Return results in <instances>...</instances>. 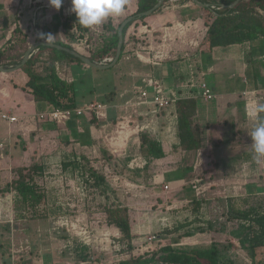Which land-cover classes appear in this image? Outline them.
<instances>
[{
  "label": "crops",
  "instance_id": "0c3cea01",
  "mask_svg": "<svg viewBox=\"0 0 264 264\" xmlns=\"http://www.w3.org/2000/svg\"><path fill=\"white\" fill-rule=\"evenodd\" d=\"M68 1L63 0L57 10L49 0H0V49L21 38H27L26 50L39 41L64 40L62 21L68 16L63 13V7ZM175 4L176 7H170L171 10L164 14L152 13L147 18L148 24L135 23L131 30L136 35L135 41L129 42L126 37V52L122 58L127 62L136 57L138 61L136 65L131 64V81L117 86L113 100L108 104L101 102L104 108L99 112L86 113L64 124L40 120L28 124L27 117L50 106L36 102L24 88L28 77L22 70L0 71L1 237L12 242L26 237L30 242L31 235H37L33 231H42L47 223L57 238L61 229L66 228L61 220L68 217L75 226L88 228L90 241H86L79 230L66 228L64 233L68 234L69 242L66 251H62L69 253L70 250L74 257L77 253V258H81L79 247L85 244L89 256L81 259L89 264H103L104 257L108 258L107 250L114 251L121 232L96 212L104 211L106 204H119L127 206L137 218L135 224L132 219L136 244L152 232H158L160 240L172 238L177 233L166 231L181 223L190 222L188 228L181 231L184 232L199 226L207 228L213 221L214 229L197 230L183 238L210 236V243L228 240L240 246L239 239L233 235L235 222L229 221L226 225L221 222L230 199L264 195V156L255 154L250 136L264 122V39L245 42L247 47L242 50L237 47L243 43L224 46L233 47L241 56L235 61L237 70L224 79L220 76L224 70L208 63L207 57V53L212 51L214 54L221 46L211 50L201 48L207 31L204 19L201 15L190 17L189 13H179L181 8L188 6L194 12L192 2L180 0ZM176 13L187 17L162 18ZM109 19L115 21V16L107 17L101 23L102 27ZM181 22L185 29L180 36ZM166 25L178 28L173 38L168 39V56L158 60L154 56L155 50L147 51L144 59L138 57L137 51L142 46L161 44ZM99 27L90 28L81 39L82 46L76 41L66 42L78 50H96L104 41L93 43V39L105 33L99 31ZM154 30L159 32L153 38ZM106 32L105 38L111 34L110 30ZM191 65L197 71H204L215 98L205 100L195 89L188 87ZM150 77L160 79L170 97L197 100L193 121L200 128L202 145L196 152L181 148L177 102L166 110L157 109L153 103L141 102L137 88L145 86ZM149 91L152 94V89ZM2 113L16 115L20 121L5 120ZM145 132L155 138L165 152L164 157L151 164L142 153L141 134ZM33 164L41 166L35 181L46 191L47 201L40 205L39 211L46 212V217L51 219L49 222H43L42 218L29 219V213L20 203L19 193L12 186L17 168ZM91 169L105 176L109 184L107 191L89 185ZM198 180L204 195L195 192L194 184ZM166 185H169L168 189ZM195 201H201L202 205L196 206ZM156 204L162 211L151 213ZM15 227L19 229L15 231ZM42 235L39 233L40 238L44 237ZM187 243L183 240L180 244ZM205 243L209 242H200ZM240 250L247 256L245 250ZM30 253L14 254L21 259L16 263L45 264V255L39 258ZM115 255H118L117 260L122 257L118 253ZM74 257H66V263ZM3 258L2 264H16L10 258ZM50 264H57L56 260L52 259Z\"/></svg>",
  "mask_w": 264,
  "mask_h": 264
},
{
  "label": "trees",
  "instance_id": "16d2710c",
  "mask_svg": "<svg viewBox=\"0 0 264 264\" xmlns=\"http://www.w3.org/2000/svg\"><path fill=\"white\" fill-rule=\"evenodd\" d=\"M137 1L138 8L134 15L151 9L158 2V0ZM201 1L213 3L217 6L216 8L201 7L203 10L201 17L207 26L201 48L211 50L216 46L255 42L261 38L264 39V0H240L232 8L230 5L235 0ZM133 22V20L130 21L124 28L125 41L118 62L126 52V34ZM121 24L122 22L115 27L109 23L107 28L111 31V34L104 39L101 46L93 51L90 56L93 61L101 62L106 56H115ZM62 26L64 36L71 42L81 40L90 31V28H85L77 23L75 14L65 17ZM55 43L74 48L72 44L60 39ZM26 45L27 38H21L16 43L7 46V48L0 49V65L10 67L19 64L27 51ZM18 50H24L23 54H11V52H17ZM44 53H48L47 56L44 57ZM64 54L68 56L69 60L83 63L81 58L65 50L42 45L21 68L28 77L24 88L28 89L36 102L47 103L50 108H76L82 106L77 94V84L61 77L58 72L57 65L65 61ZM39 63L44 65L42 71L36 68ZM115 94L116 90L109 91L105 95V100L111 102ZM177 104L181 148L189 152H196L202 145L200 128L193 121L197 100L194 98L179 99ZM141 140L142 153L150 164L155 159L164 157L165 152L162 145L151 135L146 132L142 133ZM40 167L38 164H33L30 167L17 168L16 178L12 182L13 188L19 193L20 203L25 207L26 212L33 217L47 216L46 212L39 211L40 205L47 201L46 191L35 181V176L41 170ZM89 175L91 177L89 185L102 188L103 191L109 189V184L100 171L91 169ZM194 204L198 207L202 205L201 201H195ZM225 207H227L223 212L225 219L221 223L226 225L229 221L235 222L236 229L233 231V235L239 239L240 246H238L247 252L249 262L242 263L239 261L238 252L232 250L235 243L228 240H214L208 244H180L183 237L191 236L197 230L214 229L215 223L213 221L209 223L207 228L199 226L184 232L181 231L187 229L190 222L181 223L166 231L169 234L177 233L174 238H171L170 242L157 249L135 253L136 243L134 241L137 234L133 228L129 208L125 205L106 204L104 206L105 219L109 224L118 227L121 232L116 239V250L123 256L113 264H264V195H253L247 199L232 198ZM79 248H81L80 257L88 258L89 252L86 245L84 244Z\"/></svg>",
  "mask_w": 264,
  "mask_h": 264
},
{
  "label": "rangeland",
  "instance_id": "374dc122",
  "mask_svg": "<svg viewBox=\"0 0 264 264\" xmlns=\"http://www.w3.org/2000/svg\"><path fill=\"white\" fill-rule=\"evenodd\" d=\"M180 0H178L177 2H179ZM125 5L123 8V11L115 16V21L114 20H107L106 26L102 27V25L100 24V29L99 31L101 32H105L104 34L106 35V31L109 29L107 28V26L109 25V23H111L113 25V21L115 22L116 26H118L121 22H123L127 17L134 15V13H136V10L138 8L137 6V0H125ZM171 2V1H170ZM191 2V1H189ZM168 3V4H167ZM176 5V4H175ZM169 6H171V3L167 2L165 0V2L163 3V5L155 12H157L158 14H164L166 11L171 10L170 8H168ZM194 8V12H192V8L191 7H186L185 8H181V12L179 13H189V16H193V14L195 15H202L203 10L201 9V6H196L193 3ZM176 7V6H175ZM151 15V14H150ZM148 15V16H150ZM148 16H141V17H137L135 18L132 23V25L129 27L126 37L127 39H129V42H133L135 41L136 35L131 33V30L133 28V26L135 25V23H137V25L140 24H148L149 21L147 20ZM144 17V18H143ZM180 19V18H185L187 16H180L179 14H167L166 16H163L162 18H175V19ZM114 26V25H113ZM93 32H97V30H94ZM102 35L100 37H96V39H93V43H100L102 42V40L105 39V35ZM93 35V34H92ZM64 40L63 41H67L66 37L61 35ZM60 37V35L58 36V38ZM68 43V42H66ZM76 43H82L81 40H77ZM81 45V44H80ZM82 46V45H81ZM75 49L76 47L73 46ZM247 44L243 43L242 45H238L237 49L238 50H242V48H246ZM78 50V49H76ZM79 52H81L82 54H85L86 56H91L93 51L95 50H88V49H80L78 50ZM24 50H18L17 52H11V54L16 53V54H23ZM37 52V51H35ZM34 52V53H35ZM48 53H44V57L47 56ZM234 55V56H232ZM207 57H208V63H213L215 65V67L217 69H223L224 71L220 72V76L224 79H228L229 76L233 73V71L237 70L238 66H235V61H237L238 58H241L239 52L237 53V51L234 52L233 47H224L221 46L217 49H215L214 54L212 53V51L210 53H207ZM64 62L61 64H58V72L60 74L61 77L69 80V81H74L77 84V94L79 97V101L81 102V105H85L88 102L90 103V101H96V102H105L108 104V101L105 100V95L106 93H108L111 90H117V86H122V84L124 83V81H131V75H130V70L132 68L131 64H137V60L136 57H133L132 59H130L129 61L125 62L123 59H121L118 64L106 68V69H98L92 66H88L87 64H85V62H78L76 60L72 61L68 59V56L64 54ZM67 58V59H66ZM209 58L211 59V61L209 60ZM15 66V65H12ZM10 66V67H12ZM43 63H39L36 68L39 71L43 70ZM22 69H16L13 70L11 72L17 71V72H22ZM4 72V71H3ZM10 72V71H9ZM24 72V71H23ZM219 76V74H218ZM151 90V89H150ZM84 102V103H83ZM83 103V104H82ZM39 112L36 111L35 115L32 117H27V123H34L35 121H38V116ZM24 121V119H23ZM45 122V121H43ZM64 124V123H63ZM18 140V139H17ZM19 143V141L17 142ZM169 198V197H168ZM44 204V203H43ZM156 208V209H155ZM152 209L154 210H150L151 213H156L159 210H161L159 208V206L156 204V206H154ZM162 211V210H161ZM160 211V212H161ZM99 213L100 216H105L106 212L105 211H99L96 212ZM131 213V212H130ZM38 218H42L41 220L43 222H49V218L44 216V217H33V216H29V219H38ZM131 218L133 219V222L135 224V222H137V218L134 217L131 214ZM18 227H15V231L18 230ZM62 231L59 233V236H55V234L53 233L52 227L51 225H47V223L44 224V227H42V231H33V233H37V235L33 234L31 235L30 238V242L28 241V239H26V237H23L22 239L18 240L17 242H12V241H8V239H6L5 237H1L0 236V264L3 263L2 260H4L3 257L5 258H10L12 260V262L14 261L16 263V261L20 258L19 256H15L14 254H19V255H24V254H29V252H31L30 254H32L33 256H37V257H41L42 254L45 255V264H50V262L53 260H56V263L58 264H89V262L84 261L81 258H77V253L75 254L76 257H74V255L72 254V252L69 253H65L63 252L68 245V234H65V232H67V229H61ZM39 233H42L44 236L43 238H40ZM17 234V233H16ZM153 234H158V232H152L150 235ZM158 236V235H157ZM159 237V236H158ZM175 237V236H174ZM173 237V238H174ZM161 239V237H159ZM157 239L156 241H154L152 244H150V242L148 241V236L146 237V239L144 241H141L139 243L136 244V249H135V253H143L148 251V247L149 249H157L160 246H162L165 243L170 242L171 240V236L170 238L164 239V240H160ZM203 238V239H202ZM184 240V242H188L187 244H200V242H202V240H205L206 242H209L212 240V238L209 237H201V238H196V237H192V238H187V239H182V241ZM181 241V242H182ZM115 244V243H113ZM117 244V243H116ZM207 244V243H205ZM114 251H111V249L107 250V257H104V260L106 259V261H102L103 264H112L114 261H116L118 258V255L116 256L115 254H117V250L116 247H113ZM63 250V251H62ZM232 250H235V252L239 251L237 254L239 255V261H241L242 263H247L250 261L249 256L240 250V247L235 244L234 248ZM66 251V250H65ZM114 254V255H112ZM121 256H123L121 253H118ZM74 257L73 259H75L76 261H74L73 259H69L70 262L66 263L68 260H65L66 257ZM23 258V257H21ZM21 260V259H20ZM18 260V261H20ZM17 261V262H18ZM65 262V263H64ZM107 262V263H106ZM19 264V263H16Z\"/></svg>",
  "mask_w": 264,
  "mask_h": 264
},
{
  "label": "built area",
  "instance_id": "2783aa9c",
  "mask_svg": "<svg viewBox=\"0 0 264 264\" xmlns=\"http://www.w3.org/2000/svg\"><path fill=\"white\" fill-rule=\"evenodd\" d=\"M171 3V6L168 8L175 6V3L178 0H168ZM210 4L211 8H216V4L208 3ZM72 9V0H69L68 3L63 7V13L66 16L74 15L71 11ZM184 24L181 22L179 23V29H180V36L184 33L185 27H183ZM166 30L164 37L161 40V44L158 46H154V44L150 43L148 45L142 46L140 50L137 51L138 57L141 59H144V55H146V52H151L156 50V54L154 55L156 59L160 60L162 58L167 57V51H168V39L173 38V34H176V28L175 26H169L166 25L164 27ZM147 33L146 31H144ZM159 31H153L152 36H154ZM191 43H195L192 41ZM113 56H106L102 63H109L113 60ZM205 73L203 70H196L193 65L190 67V73L189 78L187 81V85L190 88H193L196 90V93L202 96L205 100H211L215 98V93L209 83L204 78ZM150 89H152V94L150 93ZM137 93L140 95L141 102L143 103H153L155 104L156 108L159 110H166L172 104L176 103L178 101V97H170L166 94L164 83L155 77H150L146 80L145 86H141L137 88ZM104 108V105L101 102L92 101L90 103H87L83 106H79L76 108H49L46 110H43L39 112L37 118L40 121H47V122H53L56 124H63L68 122L71 119H77L80 118L82 115L86 113L91 112H99L101 109ZM2 118L5 120H8L10 122H19L20 118L16 115H12L10 113H2ZM27 120V119H26ZM166 189L169 188V185L165 186ZM194 188L197 192V194L204 195V188L199 184V180L195 182ZM62 226L66 227L69 231H76L79 230L80 234L85 236L86 241H90V231H88L87 227H77L74 225V222H72L68 217H63L61 220ZM158 239V236L156 234L148 236V241L150 244H152L154 241ZM149 250V247H148ZM58 264V263H57Z\"/></svg>",
  "mask_w": 264,
  "mask_h": 264
},
{
  "label": "clouds",
  "instance_id": "9594fccd",
  "mask_svg": "<svg viewBox=\"0 0 264 264\" xmlns=\"http://www.w3.org/2000/svg\"><path fill=\"white\" fill-rule=\"evenodd\" d=\"M50 5L59 10L63 0H49ZM125 0H72L71 11L77 17V23L85 28L100 25L107 17L117 16L124 8ZM252 147L257 156H264V122H261L250 134Z\"/></svg>",
  "mask_w": 264,
  "mask_h": 264
},
{
  "label": "water",
  "instance_id": "95a60500",
  "mask_svg": "<svg viewBox=\"0 0 264 264\" xmlns=\"http://www.w3.org/2000/svg\"><path fill=\"white\" fill-rule=\"evenodd\" d=\"M240 0H235L230 7H235ZM165 2V0H158V2L149 10L138 13L136 15H131L129 17H127L121 24L120 28H119V42H118V46H117V50H116V54L113 58V60L109 63H102V62H96L93 61L90 56H86L85 54H82L81 52H79L78 50H76L75 48H70L67 46H63L61 44L55 43L53 41H39L36 44H33L32 46H30V48L26 51L22 61L12 67H5L3 65H0V71H5V72H9V71H13L19 68H22L24 66V64H26V62L30 59V57L32 56V54L35 52V49L42 46V45H46V46H52V47H56L58 49L61 50H65L73 55H75L76 57H79L82 59L83 62H85V64H87L88 66H92L98 69H106L109 67H112L114 65L117 64L118 60L120 59L121 55H122V51H123V45H124V41H125V36H124V28L125 26L132 20H134L137 17H141V16H148L152 13H154L155 11H157ZM192 3H194L197 6H201V7H210V4L208 3H204L201 0H191Z\"/></svg>",
  "mask_w": 264,
  "mask_h": 264
}]
</instances>
